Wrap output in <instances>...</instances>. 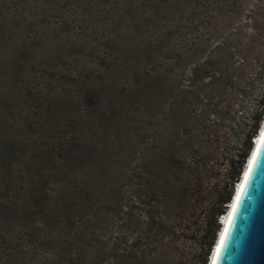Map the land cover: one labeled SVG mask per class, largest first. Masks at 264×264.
I'll return each mask as SVG.
<instances>
[{
	"label": "trees",
	"instance_id": "obj_1",
	"mask_svg": "<svg viewBox=\"0 0 264 264\" xmlns=\"http://www.w3.org/2000/svg\"><path fill=\"white\" fill-rule=\"evenodd\" d=\"M207 1L0 0V264H148L133 246L99 244L96 222L117 197L130 210L120 204L137 152L131 140L174 90L148 67L176 25L174 11L187 16ZM162 12L168 24L152 31ZM263 115L235 154L230 191L209 210L202 264ZM149 224L163 226V217Z\"/></svg>",
	"mask_w": 264,
	"mask_h": 264
},
{
	"label": "rangeland",
	"instance_id": "obj_2",
	"mask_svg": "<svg viewBox=\"0 0 264 264\" xmlns=\"http://www.w3.org/2000/svg\"><path fill=\"white\" fill-rule=\"evenodd\" d=\"M162 13L152 31L168 24ZM174 13L176 25L168 27L162 53L148 65L158 77L168 75L174 90L165 95L163 108L145 116L138 138L131 140L137 152L120 204L130 210L118 207L119 197L116 209L110 200L106 215L97 218L96 236L108 248L133 246L148 264H202L209 210L230 191L235 154L264 112V0H208L193 14ZM205 60L209 66L195 72ZM263 127L264 115L253 144ZM152 215L162 216L163 226L147 225Z\"/></svg>",
	"mask_w": 264,
	"mask_h": 264
},
{
	"label": "water",
	"instance_id": "obj_3",
	"mask_svg": "<svg viewBox=\"0 0 264 264\" xmlns=\"http://www.w3.org/2000/svg\"><path fill=\"white\" fill-rule=\"evenodd\" d=\"M235 203L213 264H264V134Z\"/></svg>",
	"mask_w": 264,
	"mask_h": 264
},
{
	"label": "clouds",
	"instance_id": "obj_4",
	"mask_svg": "<svg viewBox=\"0 0 264 264\" xmlns=\"http://www.w3.org/2000/svg\"><path fill=\"white\" fill-rule=\"evenodd\" d=\"M261 132H262V131H261ZM260 134H261V133H260ZM256 147H257V144L255 143V144H254V148H253V150H252V152H251V156H250L249 159H248V163H249V160L252 158V156H253V154H254V151H255V148H256ZM248 163H247V168H248V166H249ZM247 168H246V170H247ZM246 170L243 172V175H242V181H243V179H244L243 177H244V174H245ZM242 181H241V182H242ZM238 193H239V191H238V189H237L236 194L234 195L233 201H232V203H231L230 209H229L228 212H227V215L230 214L231 208H232L233 204H234L235 201H236V197L238 196ZM224 216H225V215H224ZM224 216H223V217H224ZM226 222L228 223V219L226 220ZM222 224H223V227H222V229H221V233H220V236H219V240H218L219 243H220V241H221L222 233H223V231H224V229H225V227H226V226H225L226 223H222ZM219 243H217L216 246H215L214 256H215V251L217 250V246H218ZM214 256H213V258H214ZM212 262H213V259H212V261H211V264H212Z\"/></svg>",
	"mask_w": 264,
	"mask_h": 264
},
{
	"label": "bare ground",
	"instance_id": "obj_5",
	"mask_svg": "<svg viewBox=\"0 0 264 264\" xmlns=\"http://www.w3.org/2000/svg\"><path fill=\"white\" fill-rule=\"evenodd\" d=\"M262 131H264V129H263ZM260 135H262V134H260ZM261 139H262V138H261ZM255 143L258 144V143H259V140H257ZM255 149H256V148H255ZM243 178H244V177H243ZM240 187H241V186L238 187V191L240 190ZM229 216H230V214H228L227 217L225 216L226 219H225V222H224V223L227 224L226 220L229 218ZM222 219H223V218H222ZM226 224H225V226H226ZM216 251H217V250H216ZM216 251H215V253H216ZM217 252H218V251H217Z\"/></svg>",
	"mask_w": 264,
	"mask_h": 264
}]
</instances>
